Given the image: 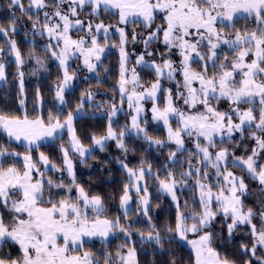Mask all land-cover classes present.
I'll list each match as a JSON object with an SVG mask.
<instances>
[{
  "label": "snow or ice",
  "instance_id": "6c2138e0",
  "mask_svg": "<svg viewBox=\"0 0 264 264\" xmlns=\"http://www.w3.org/2000/svg\"><path fill=\"white\" fill-rule=\"evenodd\" d=\"M6 10L0 82H8L6 69L14 64L20 114L0 108V134L6 137L0 142V252L11 245L17 255H0V264H140L141 247L176 264L183 260L171 247L177 242L189 246L188 264H240L222 254L217 240H232L241 227L250 237L239 244L243 264H264V0H7ZM24 23H30L33 37L46 41L43 55L35 48L21 50L17 25ZM129 43L142 50L137 53ZM110 46L118 49L111 103H97L96 93L85 90L65 111L81 71L95 75L98 85L101 72L111 74L104 66ZM27 61L35 65L33 76L49 72L50 61L58 69L47 115L39 86L32 98L36 115L27 110ZM138 68L151 74L147 83ZM221 103L227 107L221 109ZM86 109L106 119L103 133L89 137L92 148L75 126ZM150 122L162 125L165 138L149 134ZM65 132L57 164L40 151L41 142L62 141ZM129 137L167 150L164 164L154 171L142 158L131 167L128 154L135 149ZM9 141L24 144L25 151L10 150ZM109 142L121 153L116 162L124 174L114 215L104 197L77 182L74 164L78 158L87 166L96 159L93 149L104 152ZM233 168L257 187L251 189ZM153 190L172 202L174 220L162 227L151 214ZM249 196L258 203L246 205ZM113 237L122 238L114 252L86 250L90 240L109 244Z\"/></svg>",
  "mask_w": 264,
  "mask_h": 264
},
{
  "label": "trees",
  "instance_id": "16d2710c",
  "mask_svg": "<svg viewBox=\"0 0 264 264\" xmlns=\"http://www.w3.org/2000/svg\"><path fill=\"white\" fill-rule=\"evenodd\" d=\"M7 0H0V23H4L5 25L8 22V12L6 10ZM51 11L52 9H48ZM108 22V21H107ZM110 22H116L114 19ZM241 25L238 24L237 27ZM19 31L16 34V39L19 42V46L21 50L27 54V52L35 48L37 54L43 55V45L46 42L40 37H33L30 33V23H24L23 25H17ZM132 28L129 27L128 31H131ZM140 30V29H139ZM26 33L27 36L25 35ZM3 41L0 40V44ZM118 55L116 53H109L105 60L104 66L106 68L111 69L110 75H105L101 72L99 79L102 81L101 84H97V77H93L87 80H81L77 82L67 93L66 99L68 100V105L65 111L71 110L76 105L77 101L80 98V94L85 90H91L92 92L103 91L109 96H113L111 92V88L115 84L117 78V68H118ZM5 63L8 64V60H5ZM49 72H38L36 76L31 75L32 68L35 65L31 61H27L25 65V88L26 95L28 97L27 100V110L30 115L35 116L36 113L33 112V104L32 98L37 86L42 90L44 100H45V111L44 114L47 115V109L51 107L53 94L49 91L55 82V78L58 74V69L56 67L55 62H48ZM15 65L9 64L6 69V73L9 76L8 82L2 83L0 82V108L2 109H12L20 114L19 105L17 103V94L18 89L16 87V81L13 78L15 73ZM141 76L146 78L145 82H148L150 77V73L141 69L139 71ZM87 113L93 111V109H86ZM98 112V111H96ZM119 124L122 126L125 123L126 117L121 114L118 118ZM106 125L105 116H82L77 118L76 120V130L78 136L83 140L84 144L87 147L92 148L93 146L90 143L89 137L93 134H102ZM148 131L150 135L159 137L161 139L165 138V132L162 127L153 125L149 123ZM62 141H53L50 143L42 144L40 151H43L46 155H49L54 163L59 164L61 162V154L57 150L60 142L67 143V137L65 135L62 136ZM6 140V137L3 134H0V142ZM243 143H247L249 145L252 144V141L245 140ZM10 150H16L21 153L25 151L24 146H18L15 143L9 141ZM127 144L130 148H134V153L128 154V161L131 167H137L138 162L142 158H146L149 163L154 165V171L159 168L160 165L164 164L167 157V150L163 152L158 151L154 146L148 147L147 144L141 139L136 140L132 137H129L127 140ZM230 149L233 146H229ZM239 148V147H238ZM191 149V148H190ZM241 152L239 154H245L243 148H239ZM96 159H88L87 166L80 164L78 158H74L75 164V173L77 182L84 185L87 190H89L93 194H100L105 198L106 204L109 208V214L114 215L118 211V197L120 194V189L122 187V181L124 180L123 170L120 168V165L116 162V157L120 156V151L115 147L113 142H109L107 149L104 152L96 149L94 151ZM33 158L36 159L38 157V152L33 151ZM183 159V157H181ZM107 161L105 164L104 162ZM179 166H177L178 169ZM53 178L59 176V173H50ZM64 179L67 181L69 178L66 173L64 175ZM251 181V180H249ZM152 181L149 180V186L152 187ZM152 218L158 223L161 227L168 223L170 220H174L172 203L165 196H162L160 193L155 190L152 191ZM108 197H113V199H107ZM160 199V206L156 207V198ZM246 205H252L251 203H258L254 201L252 196H249L245 200ZM134 208V207H133ZM135 218V213H133L132 218ZM219 219V218H218ZM143 227V225H141ZM217 231H224L226 234V230L220 228L217 225ZM250 237L245 234V230L243 227L238 229L234 234L232 240H224L223 242L217 240L218 246L220 247L222 254H227L229 258H235L240 264H243L244 256L241 255L239 251V244L241 242H248ZM122 243L121 237H113L109 242L111 247L109 248V244H105V242L92 241L91 243H86V250H91L99 253L101 249L115 251L116 245ZM167 248L168 246L165 245ZM173 251L177 255V257H182L183 260L177 259L176 264H188V257L190 255V250L186 248L181 242L174 243L172 246ZM8 253L15 257L17 255V249L15 246H7L4 247L0 255ZM140 264H165L167 257L161 254L159 251L153 252L151 247H141L139 254Z\"/></svg>",
  "mask_w": 264,
  "mask_h": 264
},
{
  "label": "rangeland",
  "instance_id": "374dc122",
  "mask_svg": "<svg viewBox=\"0 0 264 264\" xmlns=\"http://www.w3.org/2000/svg\"><path fill=\"white\" fill-rule=\"evenodd\" d=\"M84 19H88V17H86V16H84L83 17ZM106 23H107V21H106ZM111 23H116V22H111ZM157 23H159V21H157ZM137 30H139V29H137ZM132 31V30H131ZM131 31H129V32H131ZM74 35H75V33H74ZM117 39V36H116V34H113L112 35V40L113 41H115ZM128 47L129 48H134V50L137 52V53H139L141 50H142V47H141V45H139V44H137V45H135V46H133L131 43H129V45H128ZM153 47H163L162 45H153ZM225 51H227V49L225 48ZM109 53H116L117 55H118V49H112L111 48V46H110V51L106 54V56L109 54ZM132 65L131 64H129V67H131ZM198 67V66H197ZM141 69L140 68H138V71H140ZM85 77H87V79H90V78H93V77H95V75H93V74H89V73H87L86 71H81L80 73H79V75H78V78L75 80V82H74V84H73V86L77 83V82H79V81H81V80H87V79H85ZM143 78V77H142ZM144 80H146V78H144ZM94 93H96V102L97 103H101V104H103V105H105V106H107L108 104H110L111 103V100H110V97H112V96H109L108 97V94H106L105 92H103V91H99V92H94ZM151 105L149 104V105H147V107H150ZM220 107H221V109H224V108H226L227 107V105L225 104V103H221L220 104ZM106 110V109H105ZM104 116L103 115V113L101 112V111H98V112H95V114H93V111H90L89 113H87L86 111H84V112H82L81 114H80V116L79 117H82V116ZM78 117V118H79ZM151 123V122H150ZM153 125H157V126H160V127H162V125L161 124H156V123H152ZM149 126V125H148ZM163 128V127H162ZM164 130V129H163ZM164 132H165V130H164ZM63 135H65L66 137H67V133L65 132V133H63L62 134V136ZM165 135H166V133H165ZM11 142H13V143H15L16 145H18V146H24L25 147V145L24 144H22V143H18V142H15V141H11ZM50 142H53V141H51V140H45V141H42L41 142V144H45V143H50ZM186 145L189 147V148H191L192 147V145H191V142H190V140H186ZM232 148H234V150H235V152H236V154L237 155H241V154H239L240 152H241V150L238 148V147H235V146H233ZM96 149H93V151H95ZM243 155H245V154H243ZM243 155H241V156H243ZM262 162H264V161H262ZM232 171H234V172H236L237 173V175H245L244 173H242V172H240L239 171V169H235V168H233V169H231ZM250 179L245 175V182L246 183H248L249 184V186H250V188L251 189H255L256 187H257V185L253 182V181H249ZM191 195H192V193H191V191H189V192H187V196L188 197H191ZM167 199H169V201H170V198H168L167 196H165ZM181 199L183 200L184 199V197H181ZM171 202V201H170ZM172 203V202H171ZM252 205L254 204V203H251ZM132 207H135V205H133ZM136 219V216H135V218L133 217L131 220H135ZM92 241H99V242H104V241H101V240H99V239H94V240H90V241H88L87 243H91ZM186 248H188L189 250H190V248H189V246L188 245H186L185 243H183V242H181Z\"/></svg>",
  "mask_w": 264,
  "mask_h": 264
}]
</instances>
